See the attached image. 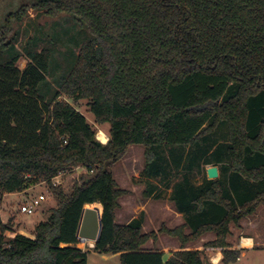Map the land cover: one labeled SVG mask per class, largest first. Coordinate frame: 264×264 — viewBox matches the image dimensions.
I'll return each instance as SVG.
<instances>
[{"label":"trees","instance_id":"trees-1","mask_svg":"<svg viewBox=\"0 0 264 264\" xmlns=\"http://www.w3.org/2000/svg\"><path fill=\"white\" fill-rule=\"evenodd\" d=\"M32 8L72 15L88 36L45 99L48 49L31 47L37 40L30 38L19 70L20 54L6 40L11 21L28 8L0 26V51H8L0 61V201L43 182L55 190L52 181L75 165L94 174L68 196L56 194L57 207L33 238L0 216V264H86L88 250L76 235L90 204L102 209L101 234L90 249L117 254L121 264H210L203 250L166 259L143 249L160 234L183 246L208 232L215 239L205 246L222 249L221 263L237 261L239 252L227 250L230 225L264 204V0H41ZM81 101L94 124L106 127L107 143L96 141L73 104ZM130 146L144 150V196L161 197L150 179L171 188L168 200L182 225L142 233L141 215L116 223L118 200L128 192L105 165ZM210 164L219 166L217 179L191 181ZM251 182L259 187L249 191Z\"/></svg>","mask_w":264,"mask_h":264},{"label":"rangeland","instance_id":"rangeland-1","mask_svg":"<svg viewBox=\"0 0 264 264\" xmlns=\"http://www.w3.org/2000/svg\"><path fill=\"white\" fill-rule=\"evenodd\" d=\"M38 1L41 0H0V26L4 25L8 14L16 12L23 6L28 8L20 20L11 21L9 28L11 31L6 40L11 42L14 50L20 54V58L16 64L19 70H23L27 64V60L24 56V47L28 44L27 42L30 38L37 40V43L31 47L34 46L38 51L43 48L48 49L50 53L49 73L46 77V83L43 85L41 84L42 86L40 85V92L47 94L45 99H48L56 91V84L59 80L66 76L73 68L75 54L78 52L79 47L87 40L88 33L84 27L77 23L72 15L63 14L50 17L45 16L42 11L32 8V4ZM11 37L13 41L9 40ZM7 53V50L0 51V61L7 60ZM73 104L92 125L95 131L96 141L101 143L97 135L102 131L107 136L108 142L106 127L94 124L93 116L88 112L86 101L75 102ZM143 152L144 150L140 146H130L119 162L105 165V169L111 172L119 188L122 186L137 187L134 193L135 197H133L135 199L132 201L133 204L136 203L141 206L148 201L149 205L145 204L147 206L146 210L152 211V213H156V215L161 212L163 216H167L170 214L169 208L171 204L168 200L169 193L167 191L160 189L162 190L160 194L162 197L160 200L146 198L144 196L146 179L143 178L141 174L145 161ZM204 166L206 165H203V170ZM211 166L219 167L217 164H210L206 167ZM93 174V171H87L79 164L75 165L71 170L60 174L52 181L53 186L57 187L55 190H52L48 184L43 182L29 188L24 194L16 193L6 197L3 196L0 201V216H2L4 220L3 223L11 225L12 230L16 233L26 237H33L36 226L39 223L45 222L52 210L57 207L56 194L61 192L63 196H68L74 186L85 183ZM179 175H181V173H176L172 177V183L178 179ZM201 176L202 174H195L191 177V181L196 184L201 181ZM149 181L153 185L162 184L159 179H150ZM39 195H44L46 201H44L33 214L26 215L20 211L21 206L26 203L27 199ZM259 210H264V204L259 206ZM128 220H130V218ZM156 224L157 223L153 224L152 229L150 230L149 228V230L155 232ZM255 229L264 234V221L258 224ZM81 248L86 251L88 250L86 264H121L117 254L98 253L92 251L85 244H81ZM233 264H264V246L240 252L239 260L235 261Z\"/></svg>","mask_w":264,"mask_h":264},{"label":"crops","instance_id":"crops-1","mask_svg":"<svg viewBox=\"0 0 264 264\" xmlns=\"http://www.w3.org/2000/svg\"><path fill=\"white\" fill-rule=\"evenodd\" d=\"M214 165V164H211ZM207 166V165H206ZM204 166V170L202 168V178L206 176V169L208 167ZM203 167V166H202ZM218 168V167H217ZM218 177H219V168H218ZM199 178V177H198ZM199 181L196 183L197 185L201 183ZM234 186L237 187V181L234 182ZM158 186V189H162L167 191L168 198L171 193V188L169 189H164L162 188L163 184H156ZM257 187H259V184L257 183H249L246 188L249 191L255 190ZM120 189L125 190L128 192L127 195L121 197L118 200L119 207L115 211V221L118 225L124 226L129 221L132 219L138 218L140 215L143 217V223H142V233H150L153 232L150 231L152 229V225L157 223L155 225V232L160 229L162 226L167 228V229H173L175 227H178L183 224V218L182 215L178 212H176L174 206L170 204V214L167 216H163L161 212L160 214L152 213V211H148L147 206L149 205V202L146 201L145 204L139 206L136 203L133 204V200L135 198V189L137 187L132 186V187H120ZM27 191L22 192V194L26 193ZM16 194V193H14ZM12 194H4L3 196H8ZM162 197V196H161ZM160 197V198H161ZM156 199V200H160ZM150 200V199H149ZM261 208V207H260ZM140 209V210H137ZM2 213V212H1ZM2 215V214H1ZM130 218V220H128ZM2 219V216H1ZM264 219V210H259V207L255 211L254 214L243 217L240 222L238 223L237 226L235 225H230V234L226 238V243L228 244L227 250H235L238 251L239 254L240 252L254 249V248H260L264 246V234L261 233L259 230L255 229L258 224H260ZM154 220V221H153ZM4 222V220L2 219ZM157 227V228H156ZM150 228V230H149ZM149 231H148V230ZM157 229V230H156ZM185 234H189V230L185 229ZM262 234V235H261ZM29 238H33L32 236H28ZM215 239V235L211 232H208L201 236L199 239L186 243L185 245L181 246L176 238L170 237L166 234H160L157 236V239L155 241L149 240L143 247L144 250L146 251H158L164 254V257L167 259L171 253L175 251H189V250H203L205 255L208 257V260L210 264H221L222 260V249L220 248H213V247H206L205 244L213 241ZM243 240H249L250 244L247 246L242 245ZM243 254V253H242ZM239 258L237 259V261ZM233 264V263H230Z\"/></svg>","mask_w":264,"mask_h":264},{"label":"water","instance_id":"water-1","mask_svg":"<svg viewBox=\"0 0 264 264\" xmlns=\"http://www.w3.org/2000/svg\"><path fill=\"white\" fill-rule=\"evenodd\" d=\"M206 176L208 180H213L218 178V168L216 166H211L206 169ZM102 209H100L96 204L85 205L77 230V239L81 244H88L89 242L95 243L100 237L102 224ZM92 247V248H93Z\"/></svg>","mask_w":264,"mask_h":264},{"label":"built area","instance_id":"built-area-1","mask_svg":"<svg viewBox=\"0 0 264 264\" xmlns=\"http://www.w3.org/2000/svg\"><path fill=\"white\" fill-rule=\"evenodd\" d=\"M46 198L44 195H39L34 198H30L26 200V203L21 206L20 211L26 215L33 214L35 210L44 202Z\"/></svg>","mask_w":264,"mask_h":264},{"label":"bare ground","instance_id":"bare-ground-1","mask_svg":"<svg viewBox=\"0 0 264 264\" xmlns=\"http://www.w3.org/2000/svg\"><path fill=\"white\" fill-rule=\"evenodd\" d=\"M98 137V140L101 142V143H106L107 142V136L101 131L98 133L97 135ZM250 244V241L249 240H243L242 241V245L243 246H247ZM86 246H88L89 248H92L93 247V243L92 242H89L88 244H85Z\"/></svg>","mask_w":264,"mask_h":264}]
</instances>
